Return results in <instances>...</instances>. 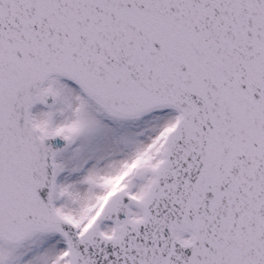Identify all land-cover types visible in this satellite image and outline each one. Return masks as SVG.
<instances>
[{
    "label": "snow or ice",
    "instance_id": "snow-or-ice-1",
    "mask_svg": "<svg viewBox=\"0 0 264 264\" xmlns=\"http://www.w3.org/2000/svg\"><path fill=\"white\" fill-rule=\"evenodd\" d=\"M0 264H264V0H0Z\"/></svg>",
    "mask_w": 264,
    "mask_h": 264
}]
</instances>
